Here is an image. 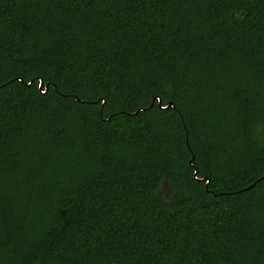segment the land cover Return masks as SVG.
Listing matches in <instances>:
<instances>
[{
    "label": "trees",
    "instance_id": "obj_1",
    "mask_svg": "<svg viewBox=\"0 0 264 264\" xmlns=\"http://www.w3.org/2000/svg\"><path fill=\"white\" fill-rule=\"evenodd\" d=\"M0 264H264V0H0Z\"/></svg>",
    "mask_w": 264,
    "mask_h": 264
},
{
    "label": "rangeland",
    "instance_id": "obj_2",
    "mask_svg": "<svg viewBox=\"0 0 264 264\" xmlns=\"http://www.w3.org/2000/svg\"><path fill=\"white\" fill-rule=\"evenodd\" d=\"M171 189L166 182H163L158 190V195L162 200L169 199L171 197Z\"/></svg>",
    "mask_w": 264,
    "mask_h": 264
},
{
    "label": "water",
    "instance_id": "obj_3",
    "mask_svg": "<svg viewBox=\"0 0 264 264\" xmlns=\"http://www.w3.org/2000/svg\"><path fill=\"white\" fill-rule=\"evenodd\" d=\"M41 88H42V82H40V84H39V89H41ZM157 101H158V105H159L160 108H165V107L171 106V103H169L167 106L162 107L161 106V100L160 99H157Z\"/></svg>",
    "mask_w": 264,
    "mask_h": 264
}]
</instances>
